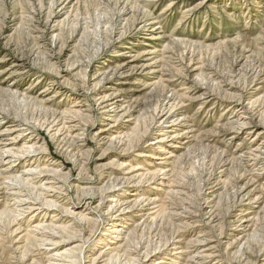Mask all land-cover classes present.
<instances>
[{"label": "rangeland", "instance_id": "1", "mask_svg": "<svg viewBox=\"0 0 264 264\" xmlns=\"http://www.w3.org/2000/svg\"><path fill=\"white\" fill-rule=\"evenodd\" d=\"M151 29L156 31L150 33ZM116 55H121L119 62L134 57V64L156 62V70L169 81L152 92L150 87L139 93L129 104L131 117L117 122L108 117L111 114H103L100 99L108 89L106 85L102 88L97 76ZM15 64L20 65L14 68L17 74H10L7 69ZM2 70L0 88L13 82L11 87L19 93L28 92L27 97L36 101L23 102L0 93V117L23 128L8 137L16 139L12 148L20 150L24 142L34 143L43 148L37 152L39 156L31 158L39 162L40 169L48 164L65 166L62 172L69 180L55 178L61 181L59 186L65 185L60 195H68L72 204H78L75 213L85 215L90 209L86 203L95 207L102 197L104 201L113 199L106 196L110 191L115 194L117 188L111 185L117 176L128 180L129 195L156 199L151 207L157 206L158 212L130 233V255L139 251L142 260L144 252L163 250L179 234L185 245L206 238L209 246L215 247L214 258H196L188 264L263 263L264 195L260 191L264 169L259 170L260 159L245 153L264 140V0H0ZM145 77L140 79L143 83L156 81L153 76ZM49 95L57 97L45 102L52 97ZM41 101L50 108L57 105L60 112L79 109L83 120L78 121L72 113L63 114L65 121L54 120L39 108L37 102ZM169 115V125L179 119L194 131L193 137L183 139L188 144L177 149L171 148L177 143L170 140L149 145L162 137L160 133L172 135L185 129L181 125L158 129V123ZM184 118L187 121L180 122ZM75 125L83 135L73 145L74 133L70 131ZM110 126H114L109 132L114 140L102 143L96 134ZM160 146L168 153H160ZM1 165L0 171L7 167ZM28 166L22 162L16 166L17 173ZM160 168L164 170L157 172ZM154 175L155 181H151ZM37 178H29L32 186L37 183L35 188L41 184ZM75 182L81 186L75 188ZM22 189V195L36 199L38 192ZM50 195L43 196L49 200ZM247 197L252 198L247 201ZM78 198L84 200L79 204ZM8 200L12 206L11 197ZM2 203L0 198V210ZM108 205L105 202L99 207L96 222L78 221L75 225L84 252L93 247L102 250L97 239H109L102 236L109 235L112 224ZM52 212L46 207L24 211L19 218L15 212L6 214L0 225V264H31L32 259L45 264L54 246L39 243L37 249L27 234H33L38 223L48 224L51 216L56 219L58 212ZM176 213H187L192 223L188 219L180 222ZM63 218L70 222V217ZM240 218L242 222L234 221ZM245 220L249 222L243 223ZM241 223L244 229L238 227ZM8 229L17 232L7 234ZM23 247L30 255L20 260ZM198 247L197 251L207 249ZM194 249H189V256H194ZM116 255L119 259L113 264L126 258L123 253ZM181 259L177 263L185 264V258ZM83 264L89 263L85 259Z\"/></svg>", "mask_w": 264, "mask_h": 264}, {"label": "bare ground", "instance_id": "2", "mask_svg": "<svg viewBox=\"0 0 264 264\" xmlns=\"http://www.w3.org/2000/svg\"><path fill=\"white\" fill-rule=\"evenodd\" d=\"M155 31H156L155 29L149 30L150 33H153ZM176 39L175 40L173 39L172 41H179ZM122 54L125 55L126 53H122ZM120 56L121 55H116L115 60H113L112 62L110 60V63H111L110 65H106L105 67H102L97 72L98 82L103 84L102 85L103 89H105V85H106L105 90L108 89L107 90L108 94H105L100 99V105H104L103 114L104 115L111 114L112 116H108V117H112V119L116 118L115 122H117L118 120H121L124 116L131 117L129 115L130 113L129 104L130 102H134V100H137L136 96L139 93L143 92L144 90L150 87H151V92H152L154 89L158 88L160 83H169V81L163 80L162 71L156 70L155 68L157 64L156 62H152V61L147 62L146 60V61H143V63L141 64H134V62H136L135 60L136 57H134L130 62L126 61L125 59H124L125 61L119 62L118 57L120 58ZM18 67H20V65H17V64L10 65L8 67L9 69L7 70L9 73L11 72L10 74L16 73L17 69L14 70V68H18ZM0 73L4 74V71L2 70L0 71ZM157 74L161 75V77L160 78L156 77L158 76ZM148 75L153 76V78H156V81L150 84H146L148 79L146 82L144 81V83L140 80L143 76H146L148 78ZM13 84L15 83L12 82V85H7L6 87L0 88V93L4 96L10 97L11 99L21 98L20 101H23V102H27V101L36 102L35 100L27 97V94L25 93H28V92L19 93L16 90V88L11 87L13 86ZM139 87H142V88H139ZM161 87L165 88L164 85ZM44 92H46V90L42 91L41 93H44ZM49 96H52V97L46 99L45 102H49L50 100H52V98L57 97V95H49ZM171 96L173 97L172 101L176 100V95L175 93H173V91H172ZM37 103L40 104L39 108L43 110V113L46 114V116L49 115V117L53 118L54 120L58 119L61 121H65L64 119L66 118L65 116L63 117V114L72 113L70 111L60 112L57 108V105H56V108H50L49 106L42 105V101L37 102ZM72 114L74 115V118L77 119L78 121L81 122L83 120L84 116L81 115L79 109L75 110ZM169 119H170V115L167 117L165 116V118L160 123H158L159 125L158 129L162 125L165 126L163 128H172L173 126H180L182 124V123H179V119H176L174 120L175 123L169 125V122H171L169 121ZM106 120H108V118ZM181 121L182 122L187 121V119L184 118V119H181L180 122ZM3 124H6V125L4 126L3 129H1ZM165 124H168V125H165ZM249 125H246V126H249ZM256 125L257 124L252 125V128H254V126ZM0 126H1L0 127V164H2L1 166H5V167L7 166L2 171H0V195H1L0 198L3 200V203H2L3 208L2 210H0V225L3 222V218L6 217V214H13V212H15L16 214L15 218H19V216H22L24 214L23 213L24 211L34 212V211H38L46 207L52 209L54 211L52 213L58 212V214L54 215L56 219L53 220V217L51 216L50 217L51 219L49 220L48 224L45 225L43 222H41L44 224L42 225L38 223L37 225H35V230L32 229L34 233L27 234V236L30 235L29 239H31L32 243L34 244L35 247H37V249H38L39 243H45V244H40V245L42 246L46 245V246H52V247L54 246V248H58L60 244L63 245L62 247L63 249L60 251L58 249H54V248L52 249L55 251L53 252V254H50V255L48 254L49 256L46 257L45 264H83V261L85 259L87 260L89 264H113L116 260L119 259V256L116 255L119 253L126 254V258L123 261L116 263V264H165L164 260L169 261L168 264H178L177 260H180L182 257H183V260L185 258V264H188V262L189 263L193 262V259H196V258L206 259V258H214L216 256V255H213V251H212V249H214L215 247L209 246L210 241H208L206 238H196L194 241L189 242L188 244L185 245L182 243V237L179 234L175 236L174 238H172V240L170 239L171 241H169L166 244L163 250L161 249V251L159 250V252L157 253H153L154 251L144 252L142 260H140L141 253L139 251H136V252L134 251L133 252L134 255H130L131 253L130 254L128 253V252H131V251H128L129 241L131 239L130 233L136 227L140 226V224H143L146 221H148L149 218H153V216L158 212L157 206L151 207V205L155 204V201H156L155 198L145 197V196L140 197L133 193L129 195L128 193L129 185H125L126 183L125 181L128 182V180L125 177H121L120 179L119 178L120 176H117L114 178L113 183L111 185L112 187L117 188L116 191L114 192L115 194L111 195L112 191H110L109 192L110 195L106 196L107 199L108 197H113L114 200L112 198H109L108 201H104L105 199L103 198L105 197H102L100 198L99 203L95 207L86 203L85 206L90 207L88 213H86L88 214V216L86 214L81 215L80 213H75L74 211L75 209H77L78 204L77 205L75 203L72 204L68 195H64V196L60 195L61 194L60 191H62V187L65 185L62 184L59 186V183L61 182L59 179H64L67 181L69 180V175L67 173L62 172L65 166L60 165L59 167H54V165L48 164V166H43V168L40 169L39 162L37 160L33 161L31 158L33 155L39 156L40 154L37 152H42L41 150H43V148L41 146L35 147L34 143H33L34 145L33 144L29 145V143L24 142L25 145L22 149L20 150L13 149L12 147L15 144L16 139L13 140V139H9L8 137H10L11 134L15 132H18V131L20 132L21 130H23V128H21V126L16 124L14 121H9V119L5 120L2 117H0ZM114 126H110L108 129L104 131H99V133L96 134L97 138L102 143L105 141L104 143L108 142L111 144L114 138L110 137L111 134H109V132L111 131L110 129H114ZM181 126H186V127L185 129L175 131L172 135H167V134L163 135V133H160V136L162 137L156 140L155 142H149V145L155 146L156 144L157 145L163 144L164 142H166V140H170V141H174L173 143L175 144L177 143V145H172L171 148L177 149V148H182L181 145L186 146L188 142L184 143L182 142V140L183 139L190 140L193 137L192 135L194 134V131L190 129L189 125L184 124ZM70 132L74 133V136L71 137L72 144L73 145L78 144V142H80V140L82 139L80 138V136L83 135L82 129H78L77 125H75L73 128H71ZM257 134H261V132ZM159 148L161 149L160 153L162 154L168 153L165 150V148H163L162 146H160ZM245 154L248 157L256 158V160L260 159V161L257 162V164H260L261 166L259 170L264 169V140H262V143L257 145L252 151L246 152ZM138 156L140 158L145 157L142 154ZM150 158L158 160L157 157H154V156H151ZM241 158L242 156L237 157L236 159L239 161L241 160ZM22 162L24 164H29V166L24 168L22 172L17 173L16 166H18ZM162 170H164V168H160L159 171L157 172H162ZM36 175L38 176L37 178L38 183H41V184L40 186L35 188L33 186L35 185L36 182L32 186V184L30 183L32 181L29 178H33V176L35 177ZM55 175L58 176L59 179L55 178ZM155 177H156L155 175L152 176L151 181H155ZM255 177L258 178L259 174H256ZM75 183H76L74 184L75 188H78L79 186H81L80 182H75ZM106 184L107 183H105L103 186H106ZM24 187L30 188L32 189V191L38 192L36 199H31L32 197L30 198L26 194L22 195V190H23L22 188ZM262 187H264V183ZM69 188H71V186H68V189L66 192H69ZM242 189L245 190L246 187L245 188L242 187L241 190ZM4 190L5 192L6 190H10V193H8L7 195V193H5ZM48 192L52 193V195H50L52 197L49 200L46 197H44L48 194ZM133 192H136V191L133 190ZM249 193L250 192H247L245 197L248 196ZM260 193L261 195H264V188H261ZM9 197H11V199L13 200L12 206H15L16 208H18L17 210L15 208L13 209V207L9 205V202H8ZM251 198L252 197H247V201H250ZM262 199H263L262 201L263 207L261 208V211L262 210L264 211V198ZM83 200H84L83 198H78L77 202L80 204L81 201ZM105 202L110 203V205H108V210L109 212L111 211L112 213H110L111 218L109 220L110 222L109 224H111V222L112 224L109 229V235L105 234L102 236L108 237L109 239L102 238V237L97 239L98 247L103 245L102 250H100V248L97 249L96 247H93L91 250L84 252L85 251L83 249L84 242H82L80 239H76V236L78 235L75 231V225H79L77 224L78 221H83L87 223L96 222V217H97L96 213L100 212L99 207L104 206ZM58 204H61V206H58ZM248 204L249 203H247V205ZM37 205H39L40 208L37 207ZM145 206H149L150 208L145 209ZM56 208H59V210ZM152 209H157V211L152 212L151 211ZM248 212H246V214H248ZM184 215H182L181 213H176L175 217H177L179 221L181 219H184V220L188 219V223H192V222H189L190 216L187 215V213L185 216ZM63 217H66V219H69L68 217H70L71 218L70 222L65 223L64 222L65 220L62 221V219H64ZM242 219L243 218H240L234 221L240 222ZM245 222H249V221L248 220L243 221V223ZM119 223H121V225H119ZM243 223H241V225H239L238 227H242L244 229L245 227H243ZM10 226H11V222H10ZM17 229L20 230V227ZM16 232L17 230H13V231H11V229L7 230V234L8 233L13 234ZM37 237L39 238L37 239ZM74 242H77V243H74ZM64 244H67V245H64ZM197 246H207V249L203 251H199V250L197 251V249H199V247L197 248ZM192 247L196 248L194 249V252H193L196 255L194 254V256H189L188 251ZM169 248L171 250L170 252L168 251ZM21 255L22 257L20 258V260L26 259L27 258L26 256L30 255L27 248L23 247V251ZM261 261H263L262 264H264V259H262ZM31 264H37L35 259L31 260Z\"/></svg>", "mask_w": 264, "mask_h": 264}]
</instances>
